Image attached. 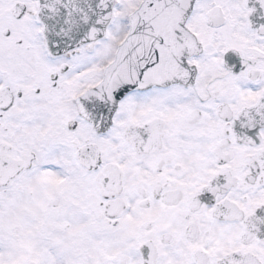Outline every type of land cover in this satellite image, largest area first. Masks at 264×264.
I'll list each match as a JSON object with an SVG mask.
<instances>
[{
    "label": "snow or ice",
    "instance_id": "obj_1",
    "mask_svg": "<svg viewBox=\"0 0 264 264\" xmlns=\"http://www.w3.org/2000/svg\"><path fill=\"white\" fill-rule=\"evenodd\" d=\"M0 264H264V0H0Z\"/></svg>",
    "mask_w": 264,
    "mask_h": 264
}]
</instances>
